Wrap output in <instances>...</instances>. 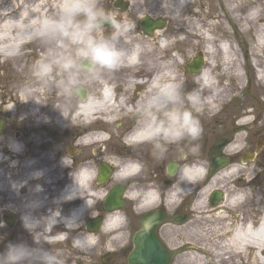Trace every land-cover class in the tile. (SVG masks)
<instances>
[{
  "label": "bare ground",
  "instance_id": "obj_1",
  "mask_svg": "<svg viewBox=\"0 0 264 264\" xmlns=\"http://www.w3.org/2000/svg\"><path fill=\"white\" fill-rule=\"evenodd\" d=\"M0 0V59L6 61L7 59H14L19 56L20 49L25 44L33 43L38 39L36 36V27L39 22L46 16H55L58 11V5L62 3V0ZM130 10L125 14V24H130L135 20L136 13L139 11H151L157 15L163 16L176 25L172 31V36L176 33H183L185 36L181 39L184 44H192L190 38L196 31L197 18L206 17L208 12H201L196 8L197 0H129ZM192 18L190 20H180L178 17L183 11L192 10ZM223 10L225 15L229 19L230 23L235 27L237 33L246 35L250 39V47L245 46V65L247 68H251L252 76L255 83L259 85L264 84V0H224ZM244 10L246 13L244 16H240L239 12ZM154 15V14H153ZM160 18V17H158ZM219 23V17L215 16ZM199 22V21H198ZM32 27H26V26ZM134 27L129 36V43L125 44L130 54L125 60L124 64L117 70L113 71L118 79H114V82L106 81L103 85V89L100 92L92 91L87 96V89H85V97L78 99L77 112H73L72 122H87L89 124L98 121H102L105 128L109 129L111 123L116 122L112 117L119 113L122 118H132L130 113L135 108L136 104L145 95L153 79L157 75H163L170 77L178 73L179 64L174 58L167 57L168 51H171L172 43L170 42L169 34L164 30H156L154 35H140L139 27ZM157 31L159 33H157ZM162 35L161 39H158L159 35ZM223 33L217 39L218 49L221 54V73L219 77L222 80L229 81L233 79L236 82V88L240 89L242 84V70L244 69V63L235 56L234 42L231 37ZM239 34V37H240ZM202 41L210 43L208 40L211 38L205 37L202 34H196ZM151 36V37H150ZM242 38V36L240 37ZM246 45V44H245ZM156 46V47H155ZM45 52V51H44ZM39 56V58L44 54ZM207 54H211V50L207 49ZM258 68V69H257ZM213 65L210 61L207 62L197 74L191 78L192 86L191 90L202 88L205 84L207 87H203V95L209 101L206 106L204 115H208L213 118L218 114V107L226 104L229 99L235 95L229 84L227 83H215L213 77ZM107 70L102 72V76ZM31 72L27 77L30 81ZM99 80L88 83L89 86L98 84ZM101 83V82H100ZM114 84L118 86L117 96L114 94ZM134 83V86L130 87ZM39 92L44 93L43 89L34 86ZM59 91V90H58ZM32 94H37L35 89L31 90ZM60 92V91H59ZM45 94V93H44ZM234 97V96H233ZM237 97V95H235ZM25 98V95L21 94L18 99ZM6 106H3L5 108ZM76 107V106H75ZM10 111V107L5 108ZM76 109V108H75ZM252 111L243 112L237 122L241 129L244 128L250 121V115ZM68 114H61L57 119L41 121V124L33 126L39 133L41 138L38 140V153L45 154L44 157L39 158V161L25 160L21 166L15 165V158L13 156L10 159H6L3 156L5 154H24L23 146L29 142H32L34 137L28 138L27 141H21L14 137L5 138L4 134L0 133V214L5 212H18L20 216L25 212H30L34 217L47 216L50 211H53V216L58 215L55 211L59 209L61 216L66 217L73 213V211L79 210L83 212V220H85L87 213L93 206L94 201L100 199L101 188L99 184L93 182L95 175V167L89 172L88 170H81L82 164L94 165V161L90 158L89 154H79L76 160V172L71 174L75 176L80 185L82 191L80 195L83 198H76L69 201L56 203L57 197L66 189L67 186L73 183L71 175L67 180L66 187L57 194L56 185L59 183L57 178L58 173L65 172L67 170L72 171L68 167H64L61 164V158L63 156L68 159L69 157L64 154H58L55 159H48L47 154H55V145L52 143V139H46L48 133H54L56 126L62 127V124L68 121ZM119 123H117L118 125ZM135 121L133 122V126ZM51 127L42 133L43 127ZM240 129V130H241ZM130 131V130H129ZM39 132V133H38ZM127 135V134H126ZM123 136V143L124 138ZM244 135L241 131L236 132L232 139L224 146L222 153L226 155L231 154V147L233 142ZM44 139V140H43ZM81 139L80 147L90 148L97 146L98 144H104L108 140L105 138L103 129L100 131L87 132L80 135ZM51 141V142H50ZM126 144V143H125ZM67 145H71L68 143ZM66 145V147H67ZM127 145V144H126ZM133 146H142L145 149H150L149 144H140ZM73 147H75L73 145ZM31 148V147H30ZM29 148V150H30ZM75 149V148H74ZM149 151V150H148ZM191 159L186 161L182 167L190 176L197 177V182L188 184L185 186V194L195 192L196 198L193 204V210L199 208L204 209L203 214H211L217 216L214 221L221 223L217 231L219 235H227L225 241L220 243V251L216 257L229 252V256L221 257L222 262L227 259L245 257V254H252V264H264V208L262 209L263 215L259 218V223L254 225V222L249 221L248 218H239L240 222L231 223L230 218L225 217L224 213L226 208L238 207L240 202H244L246 198V190L248 182H244L242 188H233V181H229L224 184L226 198L218 206H209L205 204L204 194L216 185L218 182L236 175L238 172L233 171V164L231 163L214 174L212 177L207 178L206 168L203 160L197 155L196 149L192 147L190 150ZM30 154V152H27ZM68 154V153H67ZM114 155L113 153H105ZM184 156L186 154L183 152ZM237 154V153H236ZM195 158V159H193ZM107 159V158H106ZM117 159L116 155L110 158V162L115 163ZM124 159H128L125 157ZM58 161L55 167L52 166L53 162ZM99 162H107V160H99ZM181 169V170H182ZM241 169V167H240ZM41 172L42 175L39 179L33 178V174ZM10 173L6 175V173ZM240 172V171H239ZM24 182V186L18 190L13 188V183ZM95 184V185H94ZM36 185L42 186V191H36ZM229 186L231 189L227 188ZM235 186H240L238 183ZM193 187V188H192ZM55 191V193H54ZM243 193V197L241 194ZM130 192L128 198H130ZM203 196V198H202ZM154 198L151 192L145 193L142 198L139 207L142 208L145 204H148ZM134 200V199H133ZM132 200V201H133ZM144 200V201H143ZM39 202V206L32 209L27 207L31 202ZM85 201L87 202L88 209L85 208ZM78 202V203H77ZM167 204L171 205L170 196L168 194ZM65 206V207H64ZM136 208V209H139ZM196 214H201L195 211ZM123 212L121 210H113L105 212L102 215V222L98 231H89L83 229L81 225L79 228L75 224L68 225L67 227L63 222L57 223L54 228L49 230L47 221L44 222V227L41 232L37 233L38 239H42L47 243L45 247H49L53 251L61 253L67 260V264H96L95 259L92 257L91 250L96 249L99 245L98 253L99 258L106 253L114 254L118 252L119 244L124 239L125 227L121 228V217ZM237 218V219H238ZM228 221V222H226ZM20 228L11 231L6 234H0V251H3L8 243L24 242L32 245V235L26 231L22 225L21 220ZM231 223V224H230ZM59 226H64L67 229V239L64 236H54L59 231ZM81 233H88L90 239L95 241L94 247L90 250H86L83 253H78L76 249L72 247V238L80 235ZM104 240V241H103ZM103 251V252H101ZM206 250H204L205 252ZM97 252V249L94 254ZM206 253V252H205ZM207 254V253H206ZM94 256V255H93ZM199 261V260H198ZM214 261L213 263H215ZM103 263V258L100 261ZM215 264H218L217 262ZM241 264H244L242 261ZM248 264V263H247Z\"/></svg>",
  "mask_w": 264,
  "mask_h": 264
},
{
  "label": "rangeland",
  "instance_id": "obj_2",
  "mask_svg": "<svg viewBox=\"0 0 264 264\" xmlns=\"http://www.w3.org/2000/svg\"><path fill=\"white\" fill-rule=\"evenodd\" d=\"M115 0H101V6L110 14H113L119 19L121 22H125L123 19L125 14L130 10V1L124 0L128 3L124 10H119L113 7V2ZM21 3L22 1L19 0ZM224 0H197L196 8L201 12H208L206 17L197 18L196 34H202L205 37L210 38L208 41L209 44L205 41H202L201 37L199 38L196 34H193L190 38L192 44H184L181 42V39L185 36L183 33H176L175 36H172V31L176 25L170 22L163 16L157 15L151 11H139L135 15V20L131 23L135 28L138 26L139 20H141L144 16H148L150 18H162L165 20V25L162 30L166 32H170L169 40L172 43L171 51L166 52L167 57L174 58L179 64L178 73L184 77V88L190 89L192 86L191 78L194 74H190L186 70V63L196 54L200 53L202 58L205 60V65L210 61L213 65V77L215 83H227L229 84L231 91L237 95H233L229 101L218 107V114L211 118L208 115L200 116L201 126H202V134L198 140H185L179 144H173L168 146L167 155L164 160H157L158 165H164L167 162H170L174 159H179V161H183V163H187L188 159H191L190 150L193 148L196 149L197 155L203 160L205 164V168L207 169L209 166V161L207 155L211 153L213 150L214 142L222 136H226L227 138L231 137L232 128L237 126V122L239 120L240 115L245 111H252L250 115V121L248 124L242 128L241 130H235L234 133L241 131L244 135V139L246 140V147L248 140L251 138V133L256 134L257 131L264 125V84L257 85L252 76L251 68H246L245 65V46L250 47V39L244 34L237 33L235 27L230 23L229 19L225 15L223 10ZM192 10L186 9L183 11L181 15L178 17V22L180 20H190L195 19L192 18ZM246 12L244 10L239 12L240 16H244ZM154 14V15H153ZM215 16L219 17V23ZM199 21V22H198ZM264 23V22H263ZM108 31H111L109 29ZM106 30V32H108ZM139 34L143 36V34L138 30ZM157 33H159L157 31ZM223 33H228L234 42V50L235 56L238 57L242 63H244V69L242 70V84L240 89L236 88V82L231 79L229 81L222 80L219 77L221 73V54L218 49L217 39L219 36H222ZM242 38L237 40L236 35ZM162 35L158 36V39L162 38ZM152 36V35H151ZM150 36V37H151ZM246 44V45H245ZM156 47V46H155ZM207 49L211 50V54H207ZM45 51V48L41 45L40 41L37 40L32 43L30 46H23L20 49L19 56L14 59L3 60L0 59V117L8 118L10 116H14L15 118L21 117L25 122V125L30 133L31 137H34L32 142L27 143L23 147V153L27 154L28 147L30 148V154H40L38 153V140L41 138L40 133L39 137H37V133L33 130H36L33 126V123L36 125L41 124V121L53 120V118L57 119L59 115L68 114V121L62 124V127L56 126V131L54 133H48L46 139H52V143L56 144L55 154H67L66 145L68 143L74 145L75 149H73L71 154H89L90 157L94 161L93 167H97L99 160H107L110 161V158L116 154H152V148L145 149L142 146H130L129 144L123 143L124 134L128 133V131L133 127V118H121L116 122L110 124L109 129L105 128L102 121L98 120L95 123H91L89 125H85L83 122H72L70 121L73 117V112L77 110V102H79L78 98L73 95L71 97L63 95L58 90L53 92L51 95H46L40 90L36 89L34 86L26 91L20 90V85L22 83L28 82V75L31 72V67L39 56ZM119 78V74L116 76L115 73L106 71L102 78L99 80L98 84L94 86L87 85V96L90 95L92 91L99 92L100 86L106 81L114 82V79ZM101 82V83H100ZM117 84L113 83L114 86V94L117 96V92L115 91ZM249 88V90H247ZM35 89L37 94H32L31 90ZM119 89V88H118ZM25 95V98L18 99L19 95ZM31 99V100H29ZM41 104H37V103ZM262 103V106L259 105ZM3 106L10 107V111H7ZM76 106V107H75ZM259 107H262L261 115L262 120L255 122V115ZM76 108V109H75ZM117 123H119L117 125ZM264 127V126H263ZM52 129L51 127H43L42 133L45 130ZM88 129H103L105 133V137L108 140L104 144H98L97 146H92L90 148L80 147L81 139H79L78 134L82 130ZM2 133H8V128L4 126L1 131ZM231 133V134H230ZM232 134V135H233ZM7 136V135H4ZM257 136H254L253 145L255 146ZM44 140V139H43ZM51 142V141H50ZM203 142H205V146H203ZM1 149V148H0ZM204 150L205 153L202 154L201 151ZM183 152L186 154L184 156ZM243 152V151H241ZM105 153H113L114 155L105 154ZM172 153V154H171ZM5 154V153H3ZM232 154V153H231ZM107 158V159H106ZM195 159V158H193ZM170 160V161H169ZM164 162V164H162ZM96 172V168H95ZM240 172L245 173L244 178L249 179L253 175L255 183L249 184L246 190V199H245V212L239 211L240 218L246 217L249 220L257 219L259 215L262 214V209L264 208V196L260 197V192L264 193V160L257 165L256 163L246 165L244 169H241ZM240 177V173L237 175H233L229 178L218 182L214 185L210 191H207L204 194V201L206 200V196L214 189H219L224 187V184L231 181L232 178ZM258 180V181H257ZM244 182H242L243 184ZM95 185V184H94ZM225 188V187H224ZM230 190L231 188L227 186ZM233 188L234 185H233ZM207 205V203L205 202ZM93 210L91 213L92 218L102 215L104 213L100 200H95L93 204ZM243 208V207H242ZM201 214H196L192 216L191 220L182 225L179 228L171 227L168 228L166 233V241L168 247H175L179 245H183L186 243L197 246L199 249L185 251L171 262V264H241L242 261L244 264H252L253 256L252 254H245L243 258H232L227 259V261L222 262L220 260L221 257L229 256V252L222 255L221 257H216L217 253L220 251V243L225 241V235H219L217 229L222 226L221 223H216L215 218L217 216L211 214H203L202 211H205L202 208L197 209ZM196 213V212H195ZM244 213V214H243ZM123 217H125L123 215ZM126 218V217H125ZM127 224L125 226L124 239L119 244L118 252L114 254L106 253L99 258L98 253L100 250L98 249L99 245L96 246L97 252L94 254L93 252L96 249L91 250L92 257L95 259L96 264H100V261L103 258L104 264H127L126 263V255L131 248L130 238H131V228ZM237 223L239 218L235 220ZM228 222V221H226ZM229 223V222H228ZM230 223V224H231ZM100 232L98 230L97 235ZM104 241V240H103ZM100 248V247H99ZM204 250H206L205 253ZM103 252V251H101ZM94 255V256H93ZM199 260V261H198ZM216 261L215 263H213Z\"/></svg>",
  "mask_w": 264,
  "mask_h": 264
},
{
  "label": "clouds",
  "instance_id": "obj_3",
  "mask_svg": "<svg viewBox=\"0 0 264 264\" xmlns=\"http://www.w3.org/2000/svg\"><path fill=\"white\" fill-rule=\"evenodd\" d=\"M105 25H110L111 31L106 32ZM133 29V25L125 24L108 13L101 6V0H62L56 15L44 17L36 27L35 34L45 52L34 61L30 81L22 83L20 90L27 92L37 86L46 95L57 90L68 97L78 94L86 89L88 83L100 80L104 70L112 72L124 64L130 54L124 45L129 43L128 34ZM184 83V77L179 73L170 77L157 75L153 79L145 95L130 113L135 124L124 138L126 144H149L153 158L162 160L167 155L169 145L199 139L202 134L200 116L205 113L209 103L203 95V87H207V84L202 88L185 91ZM132 86L134 83L130 85ZM121 118L119 113L112 117L113 120ZM245 147L246 140L239 137L233 142L231 153L241 152ZM72 163L65 156L61 158L64 167L72 169ZM240 163L234 162V172L241 171ZM115 167L117 172L114 179L120 183L127 182L145 170V165L135 159H117ZM81 170L91 172L93 166L90 163L82 164ZM41 175L38 171L33 174V178L39 179ZM71 177L73 183L57 197V204L83 198L80 195L83 189L79 180L73 175ZM197 180V177L190 176L182 169L170 189V202L178 205L183 199L185 186ZM23 186L24 182L13 183V188L17 190ZM35 190L43 189L36 185ZM147 192L153 194V203L158 201L159 189L155 185H132L130 198L140 200ZM241 196L243 197V193ZM38 206L39 202L33 201L27 207L34 209ZM85 208L88 209L86 201ZM55 211L58 215L53 216V211H50L47 216L39 218L32 216L30 212L23 213L22 225L32 235L33 243H8L0 251V264H67L61 253L45 247L47 243L38 239L36 234L42 231L45 221L49 230L59 222H63L66 227L75 224L79 228L83 212L76 210L63 217L59 209ZM126 224L127 220L122 216L121 228ZM2 227L4 222L0 221V228ZM65 238L67 239V234ZM94 245L95 241L90 239L88 233L72 238V247L78 253L90 250Z\"/></svg>",
  "mask_w": 264,
  "mask_h": 264
},
{
  "label": "flooded vegetation",
  "instance_id": "obj_4",
  "mask_svg": "<svg viewBox=\"0 0 264 264\" xmlns=\"http://www.w3.org/2000/svg\"><path fill=\"white\" fill-rule=\"evenodd\" d=\"M112 5H113V7L122 11V9L120 8V5H123L126 7L128 5V3L125 2L124 0H115ZM138 27H139L140 32L143 35H145L140 28V20L138 22ZM105 29L108 31L110 28L108 26H106ZM154 32L152 33V36L154 35ZM202 61L203 62H202L201 68H203L205 66L204 58H202ZM117 90H118V86L116 85L115 91H117ZM247 90H249V88H247ZM259 105L262 106V103H259ZM262 109H263L262 107L258 108L256 115H255V122L262 120V119H260V118H262V115H261ZM263 113H264V111H263ZM4 119H5L4 126H6L8 128V133H2V132H0V133L7 135V136H5L6 139L9 137L10 138L14 137L16 139H19L21 141L26 142L28 138H31L30 133H29V131L25 125V122L22 120L21 117L17 116L15 118L14 116H10L7 119L6 118H4ZM4 126H3V128H4ZM263 126L259 129V131H257L256 134H252L253 132L251 133V138L248 140L247 148H244L243 152H238L237 154H233V155H226V154L224 155L225 157L228 158V165L231 163H234V162H241L239 164V167H241V169H244L246 165L253 164V163H256L257 165H259L262 162V160H264V127ZM234 128H233V130H238L241 128V126H238L235 129ZM232 134H231L230 138H227L229 141L233 137ZM255 135L257 136L256 142H257L259 137H262V141H261L262 145L258 151H256V143H255V146L253 145ZM224 137H226V136H224ZM203 146H205V142H203ZM246 149L248 151L247 152L248 154H244V151ZM27 151L30 152L29 147H28ZM201 153L204 154L205 151L202 150ZM219 154H220V152L216 155H219ZM44 155L45 154H3L4 158L10 159V160L13 156H16L14 163L18 167L21 166L23 161H25V160H27V161L30 160L31 162L39 161V158L44 157ZM57 155L58 154H47V157L50 160L52 158L53 159L57 158ZM64 155L68 156L69 157L68 159H71V161L73 162L72 167L73 166L74 167H73L72 171L67 170L65 172L58 173L56 175L57 176L56 179L59 180V183L56 185V190H55L57 192V194L60 193L66 187L69 175L75 174L76 169H77L76 160H77V157L79 154H64ZM220 155H222V154H220ZM244 155H245V157L251 158V159H248L244 163H242V157ZM116 157H121V159H124L125 157H127L128 159L139 160L145 165V170L140 175L132 177L127 182L120 183L114 179L116 172H117V169L115 167V163L107 161L106 163L111 165L113 172H112V175L108 179H106L103 182V184L100 186L101 194H102L101 199L103 197H105L109 193V191L112 189V187H114L115 185L122 186L121 197H122L123 203H122V207L120 210L123 212V215L128 219V225H130L131 232H132L131 236L137 230H139L140 220H141L142 216H145V215H148L151 213H155L157 211H162L165 215L166 222L163 223L162 225H160L157 233H158V236L160 237V239L167 245L166 233L168 231V228L170 229V226L179 228L182 225L187 224L191 220L192 216L196 215L195 211H198V210H195V211L193 210V204H194V201L196 198L195 192H190L189 194L184 193L183 199L178 205H176L174 203H172L171 205L167 204L168 194L170 192V189H172V187H173L174 183L176 182V179H177V177H178V175H179V173H180V171H181V169L185 163H183V161H181V160L179 161V159H174L171 161L169 160L171 163L176 164V167L174 168L173 173L169 174L167 171V164L169 162H167L165 164L163 162L162 164H164V165H161V164L158 165V163H157L158 161L153 158L152 154H116ZM207 157H208V161L210 164L211 153H209L207 155ZM162 160H164V159H162ZM57 163H58V161L53 162L52 166L55 167L57 165ZM239 173H240V177L232 178V180H231V182L233 181L232 185H234V187L241 189L242 185H243L242 182H246V181L248 182V185L251 184V186H253L252 183H255V181H254L255 175H253L252 177L247 179V178H244L245 173L238 172L237 174H239ZM9 174H10L9 172L6 173V175H9ZM206 176H207V178H210L208 173ZM93 182L95 183L94 180H93ZM236 183H238L240 186L239 187L235 186ZM132 185H137V186L155 185L159 189L158 201L153 203V200H154V198H153L148 204H145L142 208H140L139 206L141 204L143 205L145 203L144 202V203L140 204L142 199H140V200H133L132 199L133 200L132 201L128 198V194L130 192V188ZM225 189L226 188L221 187L219 189L212 190L205 198L206 199L205 202L207 203V205H209V206L210 205L211 206L220 205L223 202V200H225V198H226ZM55 191H54V193H55ZM212 192L213 193L214 192L220 193L219 199H217V201L214 204H211V193ZM260 194H261L260 197L264 196V193L260 192ZM245 196H247V195H245ZM100 203L102 206V201ZM138 207H139V209H136ZM245 209H246L245 208V201L244 202L241 201L239 206L234 207V209L233 208L228 209V207H227L224 215H225V217L230 218V222H233V221L236 222L235 221L236 218H238L240 216V214L238 212L244 211ZM202 212H204V211H202ZM91 213H92V207L90 208L89 212L87 213L88 217H86L85 220L82 221V224L85 222L82 225L83 229H87L86 228V222L92 218ZM199 213H201V212H199ZM5 214L10 216L11 220L8 224H4V227L0 228V230H2L4 232V234H6V233H9L11 231H15V230L19 229L20 225H21L20 214L18 212H10V213L5 212ZM104 214H105V212L102 215H104ZM177 220H182V222L177 223L176 222ZM0 221H2L1 214H0ZM238 222H240V220ZM59 228H61V226H59ZM130 242H131V238H130ZM183 245H185V244H183ZM176 247H178V246L169 247V248H176Z\"/></svg>",
  "mask_w": 264,
  "mask_h": 264
},
{
  "label": "water",
  "instance_id": "obj_5",
  "mask_svg": "<svg viewBox=\"0 0 264 264\" xmlns=\"http://www.w3.org/2000/svg\"><path fill=\"white\" fill-rule=\"evenodd\" d=\"M123 9V5H120ZM110 27V25H105ZM141 29L145 34H150L154 29H160L164 26V20L150 18H143L140 22ZM202 60L200 54H195L190 62L187 63L186 68L189 73H198L201 69ZM76 96L79 99L85 97V90H82ZM4 121L0 119V129ZM228 142V139L221 138L215 142L213 153L211 154V167L209 169V176L213 175L216 171L223 168L228 163V158L224 156L214 157V154L221 150V148ZM261 141L257 143L256 149L259 150ZM73 147L67 146V153L71 154ZM244 154H248L245 152ZM247 157H242V161ZM176 164L169 163L167 171L172 174ZM112 170L105 163H101L97 169V182L103 183L111 174ZM122 186H114L109 193L105 196L103 201V208L105 211H112L114 209H120L123 203L121 198ZM220 193L214 192L211 195V204H214L219 199ZM165 215L162 211H157L145 216H142L140 220V228L137 230L131 239V250L126 256L127 264H169L172 258L183 251L193 248V246H183L176 250H169L164 243L160 240L157 234V229L165 221ZM2 220L5 224H8L11 220L10 216L2 215ZM102 217L88 221L86 228L88 230L97 231L100 227ZM177 223L182 220H177ZM4 232L1 230L0 234Z\"/></svg>",
  "mask_w": 264,
  "mask_h": 264
}]
</instances>
